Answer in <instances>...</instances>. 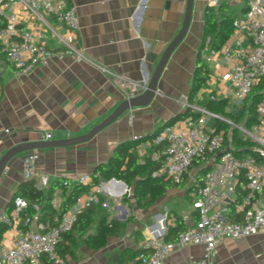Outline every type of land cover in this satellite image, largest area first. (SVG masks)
I'll list each match as a JSON object with an SVG mask.
<instances>
[{
  "label": "crops",
  "instance_id": "obj_1",
  "mask_svg": "<svg viewBox=\"0 0 264 264\" xmlns=\"http://www.w3.org/2000/svg\"><path fill=\"white\" fill-rule=\"evenodd\" d=\"M67 1L75 7L77 29H67L63 22L51 16H46L44 21L36 20L20 6L15 8L21 26L40 36L54 54L48 64L36 66L28 74L17 75L0 52V135L3 134L0 156L15 143L47 140V133L52 134L51 139H60L87 132L127 98V91L120 86L122 82L128 83V90L134 94L142 93L152 74H146L145 63L151 58V65L155 68L166 46L180 30L186 8V0ZM208 1L194 0L188 32L172 53L159 79V92L148 105L131 108L135 115L132 121L128 118L129 109L88 141L37 149V173L49 174L50 180L57 184L51 201L55 209L64 208L65 194L80 184L81 176H91L98 165L109 161L118 143L133 139L134 135L141 136V140L147 138L171 117L185 111L188 104L202 106L205 97L215 95L227 99V112L240 114L241 104L228 94L227 83L221 77L230 65L225 49L234 44L232 35L216 51L210 48L208 41L203 42ZM221 3L229 5L232 18L246 8L245 0H222ZM56 34L73 40L85 58L78 61L60 57L58 52L63 45ZM199 58L204 66L199 72L204 82L191 98ZM185 117L175 118L168 124L184 128L182 121ZM208 122L212 124L214 121L208 118ZM233 130L231 126L226 134L227 144L231 147ZM131 149L142 157L153 156L155 151L154 148L143 149L140 140ZM28 151L14 158L0 179V220L4 219L7 206L18 188L27 180L22 173V161ZM111 179H100L105 182L104 197L110 204L105 209L111 216H115L118 210L121 217H128L132 212L133 219L140 218L137 225L141 236L129 245L137 252L142 251L143 244L148 241H164L167 224L174 221L175 215H193L191 205V209L179 210L184 206L185 196L192 202L188 194L191 188L189 179L183 180L187 190L182 202L169 194L175 189L171 188L154 202L153 208H141L133 187L127 185L125 189L122 180L115 182ZM84 186L86 188L79 196L91 190L89 185ZM125 190L121 196L117 194V191ZM262 202L264 194L257 201ZM14 234L15 227L11 225L1 237L0 252L11 245ZM203 248L200 244L181 246L165 257L162 264H188L189 256H201ZM217 264H264V232L219 244Z\"/></svg>",
  "mask_w": 264,
  "mask_h": 264
},
{
  "label": "built area",
  "instance_id": "obj_2",
  "mask_svg": "<svg viewBox=\"0 0 264 264\" xmlns=\"http://www.w3.org/2000/svg\"><path fill=\"white\" fill-rule=\"evenodd\" d=\"M222 0H209L208 7L216 8ZM243 13L233 18L232 37L234 44L225 49L230 60L229 67L222 74L227 83L228 94L237 102L244 104L253 88L261 84L260 99L256 105L257 122L248 128L244 124H235L230 119L218 115L203 106L188 104L199 116H186L184 128L174 124H166L150 134L147 138L134 135L140 140L143 149L155 148L153 158L161 160L159 168L153 176H162L175 182L183 181L193 168L195 160L202 161L210 167L199 179L195 173L191 179L188 192L197 216L184 215L187 228L171 241H148L143 248L150 247L146 253L142 250L134 260V264H162L165 257L172 255L177 248L189 245H203L201 256H189L188 264H217V247L228 239H236L264 232V202L257 203L264 194V0H245ZM20 6L36 20L44 21L46 16L55 17L64 23L67 29H77L78 17L75 7L67 0H0V16L5 24L0 28V52L13 67L15 74L30 73L36 66L46 65L54 52L27 27L21 26L15 10ZM63 48L58 52L60 57H71L75 60L85 58L79 46L70 38L56 34ZM120 86L127 91V98L134 94L128 90L129 85L122 82ZM211 99L218 98L215 95ZM130 109L128 118H134ZM208 118L213 119L209 124ZM217 119L236 126L244 138L254 142L253 155L238 156L227 144L223 130H217ZM52 138L51 133L46 134ZM37 149L29 150L23 157L22 173L27 180H36L39 189H46L50 184L47 173H37ZM241 184L244 192L235 205L240 213L239 220L228 216V205L237 197V184ZM111 180L119 182L112 178ZM79 183L89 185L91 190L78 196L68 209L56 208L54 215L45 220L34 219L22 228L18 224L20 213L28 202L22 196L15 198V206L11 212V220L15 234L10 246L0 252V264H71L67 254L60 251V244L66 233L70 232L79 215L88 207L101 204L109 208V200L105 199V182L92 183L89 175L79 178ZM68 182H65L67 185ZM118 192L121 196L126 193ZM36 210L39 206L35 205ZM192 220V221H191ZM29 223V219L24 225Z\"/></svg>",
  "mask_w": 264,
  "mask_h": 264
},
{
  "label": "trees",
  "instance_id": "obj_3",
  "mask_svg": "<svg viewBox=\"0 0 264 264\" xmlns=\"http://www.w3.org/2000/svg\"><path fill=\"white\" fill-rule=\"evenodd\" d=\"M4 24L5 19L0 16V28L4 26ZM233 28L232 11L227 3H220L216 8H206L203 42L208 41L212 50L216 51L222 48L225 42L231 37ZM203 67L204 66L200 64L199 58L196 66L197 70L193 76L190 91L191 98L204 82V77L199 73ZM261 86L262 85L259 84L253 88L251 94L246 98L243 104L246 108H243L239 115L226 111L225 106L227 99L225 98H206L202 101V106L218 115L230 119L235 124L243 123L246 127L251 128L257 122L256 105L260 99ZM199 114L200 113L194 111L191 106H187L185 111L177 113L175 116L171 117L168 122L175 118L189 115L195 118L199 116ZM168 122L166 123L168 124ZM166 123L164 125H166ZM214 125L217 130L224 131L225 137L230 127L232 126L234 128L232 132V149L238 156L253 155L255 153L253 150L254 142L249 138H244L236 126L222 119H217ZM137 141L138 140L130 139L118 143L109 161L98 165L97 170L92 173L91 178L94 184L100 182V179L108 180L116 178L124 181L128 186L133 187L138 205L141 208H146L153 204L168 189L181 187L183 181L175 182L162 176H153L152 173L160 167L161 160L154 159L151 155L144 157L138 155L137 152L131 149L137 144ZM154 150L156 149L154 148ZM194 166H198L196 174L199 179L210 167L208 164H204L199 160L194 161L193 167ZM99 175H101V178H99ZM242 183H245V179L241 177L237 184V197L234 202L228 205V216L233 220H239L241 218L240 213L235 211V205L240 201L244 192V189L241 187ZM56 185V181H51L46 189H39L34 179L24 181L14 194L12 201L9 202L4 217L11 220L10 211L13 210L15 206V198L17 196H22L28 202L27 207L20 213L18 221V224L22 228L28 227L36 217L38 220L51 218L56 211L51 202ZM85 188L83 184H76L69 194H65L66 203L63 206L64 209H68ZM35 205L39 206L38 210H36ZM103 210H105V208H103L101 204H95L86 208L79 215L74 228L65 234L59 246L63 254H67L70 258L77 257L75 254L77 238L83 240L89 248H99L105 244L107 237L113 234V224H105L106 215L108 214L104 213ZM193 215L195 217L197 216L194 209ZM27 219H29V223L24 225ZM95 219H99L97 231L88 233V229L93 225ZM113 221L114 223H119L117 220ZM10 226L11 223L8 220H0V240L3 233ZM187 226L188 224L183 221L182 215H175L174 221L167 224L165 240L171 241L176 239L178 234L184 231ZM150 251V247H147L145 250L146 253ZM138 253L139 252L134 248L126 246L124 249L113 253L111 258L116 260L118 264H134V260L138 256Z\"/></svg>",
  "mask_w": 264,
  "mask_h": 264
},
{
  "label": "water",
  "instance_id": "obj_4",
  "mask_svg": "<svg viewBox=\"0 0 264 264\" xmlns=\"http://www.w3.org/2000/svg\"><path fill=\"white\" fill-rule=\"evenodd\" d=\"M193 8L194 0H186V8L182 26L178 33L171 40V42L166 46L155 68H153L151 65L153 59L148 58V62L145 63V65L147 66L145 72L146 74L148 72H152V74L149 78V81L144 85V91L142 93L135 94L131 97L124 99L107 117H105L99 123L95 124L90 130L85 133L60 139L24 141L9 146L0 156V179L6 171L7 165L14 158H17L21 153L31 149H44L50 147L68 146L88 141L97 133H99L102 129H104L105 127L116 121L118 118H120L129 109L148 105L152 101L154 96L159 92V79L163 74L172 53L183 41L188 32L192 20ZM1 137H3V134L0 135V138ZM121 183L126 189L127 184L123 181H121ZM141 250H146V248H142Z\"/></svg>",
  "mask_w": 264,
  "mask_h": 264
},
{
  "label": "rangeland",
  "instance_id": "obj_5",
  "mask_svg": "<svg viewBox=\"0 0 264 264\" xmlns=\"http://www.w3.org/2000/svg\"><path fill=\"white\" fill-rule=\"evenodd\" d=\"M207 97H205L206 99ZM244 105H240V109L242 110ZM198 166H194L190 172L185 176L184 179H189V181L194 177L197 172ZM181 187L173 189L169 194L173 195V197L180 202L183 198V195H186V184L184 183ZM186 200H183L184 206H180L179 210L183 212L185 207L191 209L189 205L192 206V202L188 196H185ZM182 202V201H181ZM150 207H154V203L150 205ZM151 208V209H152ZM115 216L110 215V211L107 209L103 210L106 215L105 224H113V234L109 235L106 239V242L103 246L99 248H89L87 245L81 240L77 238L76 246H75V254L76 258H70L71 264H118L116 260L111 258V255L115 252H118L124 249L126 246H129L133 239H139L141 236V229L138 227V221L140 218H135V215H132V212L128 217H121L118 210L115 213V210L112 209ZM113 220H117L119 223H114ZM99 223V219H95L93 225L88 229V233L96 232L97 226ZM149 223V222H148ZM133 225V226H131ZM147 225V224H146ZM130 247V246H129Z\"/></svg>",
  "mask_w": 264,
  "mask_h": 264
}]
</instances>
